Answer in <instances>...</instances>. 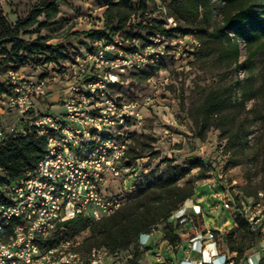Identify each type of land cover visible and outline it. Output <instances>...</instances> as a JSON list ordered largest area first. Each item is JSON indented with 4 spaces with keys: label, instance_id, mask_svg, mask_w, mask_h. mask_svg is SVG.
<instances>
[{
    "label": "built area",
    "instance_id": "2783aa9c",
    "mask_svg": "<svg viewBox=\"0 0 264 264\" xmlns=\"http://www.w3.org/2000/svg\"><path fill=\"white\" fill-rule=\"evenodd\" d=\"M170 1L158 0L154 6L166 29L177 25ZM200 45L192 33L170 30L156 32L147 40L125 38L118 32L88 41L60 66L69 78L59 113H40L36 107L37 98L51 88L45 76L7 70L1 81L7 85L3 97L8 108L24 116L7 133L34 131L45 138V150L0 199V264H113L114 255L104 247L84 253L68 240L46 241L61 222L84 216L92 223L114 213L137 187L140 161L129 156L127 130L142 115L137 101L117 91L124 75L168 58L179 59ZM31 110L33 115L26 116ZM5 134L0 130V139ZM194 210L199 212V206ZM241 212L258 228L264 220L263 193L243 203ZM183 214L176 217L183 221ZM208 237H213L212 231L191 238V248L203 255L200 260L184 259L178 264L213 263L216 257L217 264H236L226 254L215 253L207 259L201 245ZM259 249L264 250V240Z\"/></svg>",
    "mask_w": 264,
    "mask_h": 264
},
{
    "label": "rangeland",
    "instance_id": "374dc122",
    "mask_svg": "<svg viewBox=\"0 0 264 264\" xmlns=\"http://www.w3.org/2000/svg\"><path fill=\"white\" fill-rule=\"evenodd\" d=\"M157 1L148 0L146 10H142L138 7L139 0H130V7L134 9V15L130 20L133 31L144 34L146 29L138 22L150 23L153 17L160 18L154 7ZM36 3L37 0H0L7 25H14L16 20L24 17ZM59 5L60 14L67 15L66 18H59L38 29V23L44 20L41 15L37 18V23L20 30L19 36L30 40L37 35H43L48 39L47 43L61 44L62 52L70 54L74 49L86 45L89 39L84 35L76 37L69 34L74 31L101 29L105 26L102 9L95 0H79L73 5L70 2L65 4L63 0ZM213 18L215 21L219 19L218 8L215 5ZM259 18L264 23V12ZM255 30L259 31V28L256 26ZM11 45L10 41L0 39V82L12 66L29 74H43L51 88L37 98L36 107L40 113L62 111L61 100L66 96L68 89L66 80L69 77L61 71V63L57 61L55 53L38 51L27 54V50L23 49L16 56L10 50ZM239 48L241 68L237 72H229L225 80L220 78L226 73V67L215 63L213 59H204L201 51H195L184 52L179 59H166L153 73L150 67L128 72L117 89L124 98L138 102L142 115L140 122L127 130L130 151L143 154L139 158L137 184L145 186L153 182L152 174L157 170H164L166 168L164 160L170 159L173 164L182 165L187 169L188 173L184 179L194 182V194L188 199H193L196 194V198H202L200 201L206 207L204 211L232 212L229 216L233 219L235 217L233 212L236 213L234 201L247 203L250 200L241 190L244 185H247L248 190H256L264 195V46L252 58L251 64L243 61L247 50L242 39L239 40ZM237 78L241 79V84L246 78H252L255 86L259 87L257 96L249 98L245 102V109L241 110L240 116L246 118L249 129L250 146L244 155H237L226 145V141L220 138V131L216 128H210L202 139L195 137V126L188 116L189 109L201 98L203 87ZM18 119L19 114L7 107L3 94H0V130L7 133ZM0 175H3L1 169ZM184 179L180 182L182 183ZM128 197L130 194L127 193L125 199ZM188 199L178 210L184 208L186 203V206H191ZM196 200L194 197L193 201ZM226 202L229 203V211ZM186 211H189V208H186ZM175 212L177 210L170 215L168 221L179 229H183L184 224L190 220L199 226L200 219L202 220L201 215L183 214L184 220L180 221L179 217H173ZM259 227L264 239V220ZM165 228V223L161 222L152 229H159L164 233L167 231ZM88 235L87 230L75 239L70 236L61 239L68 240L74 248ZM59 236L62 237V234ZM137 245H131L126 250H118L113 257V264H132L133 252L138 249ZM246 253H251L250 248Z\"/></svg>",
    "mask_w": 264,
    "mask_h": 264
},
{
    "label": "trees",
    "instance_id": "16d2710c",
    "mask_svg": "<svg viewBox=\"0 0 264 264\" xmlns=\"http://www.w3.org/2000/svg\"><path fill=\"white\" fill-rule=\"evenodd\" d=\"M63 0H37L28 13L18 18L14 25L8 26L0 6V39L11 42V52L18 55L21 50L27 54L38 51L55 53L58 62L62 64L71 58V54L62 52L61 44L47 43L43 35L26 40L19 36L20 30L27 29L37 23V18L43 16L44 20L37 25L42 29L56 18L59 3ZM257 1L258 4H257ZM148 0H139V9L146 10ZM263 2V3H262ZM106 9L103 12L105 26L101 29L74 31L70 35H84L90 41L109 37L115 33L123 32L125 38L147 40L156 32L164 33L167 30L190 32L200 40V47L193 50L201 51L204 59H213L215 63L226 67V73L220 80H225L229 72H237L241 68L239 40L246 43L244 62L251 64L252 58L264 46V23L259 16L264 12V0H171L170 13L177 19V25L166 29L161 18L153 17L150 23H141L146 29L144 34L133 31L130 20L134 9L130 7V0H104ZM217 6L219 19L213 18V7ZM159 13V12H158ZM160 15V14H159ZM259 31L255 30V27ZM88 43V42H87ZM60 64V66H61ZM162 63L148 65L151 73L157 71ZM9 69H19L12 66ZM43 77V74L39 75ZM259 87L255 86L252 78H246L241 84V79L222 81V83L205 86L201 98L189 109L188 116L195 126V137L202 139L210 128L220 131V138L226 141L237 155H244L249 148V129L246 118L241 117V110L245 109V102L256 97ZM7 91V85L0 82V94ZM182 105L183 102L181 101ZM33 115V110L26 116ZM24 116L19 117L17 124L22 123ZM45 150V138L34 131L26 135L6 133L0 139V199L5 198L9 185L23 176L26 168L35 164ZM131 159L140 158L142 153L129 151ZM164 170L155 171L152 176L154 181L142 186L137 184L136 189L124 197L125 201L114 213L89 223L84 216L61 222L50 235L47 243H55L61 238L70 236L75 239L85 231L89 235L74 247L80 252H88L93 247H104L108 253L115 255L118 250H126L131 245H137L139 236L151 232L152 228L161 222L165 223L166 232L163 237L170 243L185 238L179 235V229L168 221L170 215L178 210L184 201L194 194L195 185L190 179H184L187 169L179 164H173L170 159H165ZM184 179L181 183L180 180ZM247 198L257 196L256 190H248L247 185L241 188ZM127 195V194H126ZM243 201H234L236 214L235 225L226 229L224 242L230 252H234L233 259L236 264L244 257L247 249L254 242L262 239L261 228H253L242 215ZM202 229V220L199 226L194 222L190 233L194 229ZM62 234V237L59 236ZM135 249L132 264H139L142 251ZM256 264H264V255Z\"/></svg>",
    "mask_w": 264,
    "mask_h": 264
},
{
    "label": "crops",
    "instance_id": "0c3cea01",
    "mask_svg": "<svg viewBox=\"0 0 264 264\" xmlns=\"http://www.w3.org/2000/svg\"><path fill=\"white\" fill-rule=\"evenodd\" d=\"M79 0H64V3L67 4L70 2L71 5L76 4ZM97 4H100V9H102V15L103 12L106 9V5L104 4V0H95ZM60 4V3H59ZM67 16V15H66ZM66 16L60 14V5L58 9V14L56 18L53 20H59V18L62 19V17ZM103 18V17H102ZM89 30V29H87ZM86 31V30H83ZM196 194L194 195L195 199H197L195 202L193 199H188V203L191 202L190 207L186 204L184 205V208H181L180 210H177L173 217L176 218V215L181 213L190 215L193 214L194 216L201 215L202 216V229H194L195 232L192 234L190 233V230L193 227L192 220L184 224L183 229H177L176 232L179 235H186L185 238L181 240H177L173 243H170L168 239H165L163 237L162 233L163 231L152 229L150 233L148 234H141L138 239V247L140 251H142L141 258L138 260L139 264H178L181 260L187 259V260H200V258L203 256L201 254L200 250H193L191 248V238L198 232H205V231H212L213 237L212 238H206L201 247L202 249H205L204 255L208 259L209 257H212L215 253L220 254H226L228 256H234V252H230L226 243L224 242V235L226 229L232 228L235 223L234 219L230 218V214L232 212L223 211L221 213H218V211L210 210V211H204L206 208L203 203H201L202 198H196ZM197 205L200 208L201 213L196 212L194 209L197 208ZM203 205V206H202ZM225 205L228 208V211L230 209L229 203H225ZM186 208H189V211H186ZM228 214H227V213ZM235 212V211H234ZM233 212V215L235 216L236 213ZM263 237V235H262ZM264 239L262 238L259 241L255 242V245H252L250 247L251 253L244 254V257L239 261L241 264H255L261 256L264 255V250L259 249V244ZM219 257L214 259L213 263H207V264H217L219 262Z\"/></svg>",
    "mask_w": 264,
    "mask_h": 264
},
{
    "label": "bare ground",
    "instance_id": "6f19581e",
    "mask_svg": "<svg viewBox=\"0 0 264 264\" xmlns=\"http://www.w3.org/2000/svg\"><path fill=\"white\" fill-rule=\"evenodd\" d=\"M181 213H182V210H181Z\"/></svg>",
    "mask_w": 264,
    "mask_h": 264
}]
</instances>
